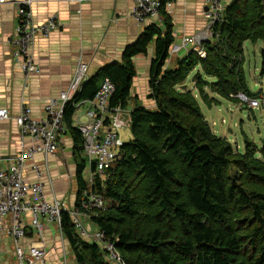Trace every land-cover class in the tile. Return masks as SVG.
I'll use <instances>...</instances> for the list:
<instances>
[{
	"label": "trees",
	"instance_id": "trees-1",
	"mask_svg": "<svg viewBox=\"0 0 264 264\" xmlns=\"http://www.w3.org/2000/svg\"><path fill=\"white\" fill-rule=\"evenodd\" d=\"M161 14L162 26H148L125 50L122 62L90 76L66 107L78 165L77 210L86 193L104 197L106 208L94 223L115 242L126 264H264V159L257 157L249 139L239 152L216 135L198 98L183 88L199 68L195 86L210 108L219 101L209 92L235 103H241L239 94L257 99L247 85L243 46L247 41L264 43V2L233 0L224 22L214 28L218 40L206 44V57L191 52L174 68H166L174 25L164 7ZM152 45L156 55L149 97L156 109L131 112L133 140L124 145L108 179L91 186L83 176L87 161L73 105L94 100L110 79L115 85L111 106L127 109L136 77L134 58L147 55ZM261 53L264 72V48ZM62 221L78 264H110L99 245L78 235L69 214L63 213Z\"/></svg>",
	"mask_w": 264,
	"mask_h": 264
},
{
	"label": "crops",
	"instance_id": "crops-1",
	"mask_svg": "<svg viewBox=\"0 0 264 264\" xmlns=\"http://www.w3.org/2000/svg\"><path fill=\"white\" fill-rule=\"evenodd\" d=\"M17 1L24 0L0 3V109L9 112V118L0 121V167L8 166L9 158L15 160L34 145L30 137L22 139L17 123L23 101L30 106L35 118H45V104L69 88L79 60L89 64L92 77L105 66L122 62L125 50L140 39L146 28L150 25L162 26L164 20L163 17V20L155 18L139 24L133 17L135 0H32L31 10L37 25L56 16L60 26L49 38H41L36 43L34 57L40 71L26 78L21 65L14 59V48L7 43L18 30V10L13 4ZM160 1L174 25L175 43L172 46L180 45L184 38L194 36L207 27L208 6L204 0ZM232 1L226 0L227 4ZM186 54L183 48L176 54H170L166 68H174L177 60ZM155 55V46L152 45L147 55L134 58L136 77L125 109L126 118L137 108L156 109V102L149 97ZM91 101H82L83 105L75 110L74 126L76 115L85 120ZM74 150L73 137L68 133L62 138L57 153L50 156L47 162L41 154L35 157L43 172L41 179L31 163L25 170L29 183L41 181L44 184L48 201L60 200L70 209H78L79 204L78 165ZM83 155L87 161L83 174L87 182L85 172L91 169L87 157ZM31 200L34 201L32 196ZM29 218L28 236L23 245H41L43 242L47 249V264H68L69 254L75 259L68 240L65 235L61 236L57 225L47 224L43 237H38L29 224ZM86 224L91 230L97 228L95 224ZM1 246L2 264H18L12 239L4 237ZM105 259L108 262L106 256Z\"/></svg>",
	"mask_w": 264,
	"mask_h": 264
},
{
	"label": "built area",
	"instance_id": "built-area-1",
	"mask_svg": "<svg viewBox=\"0 0 264 264\" xmlns=\"http://www.w3.org/2000/svg\"><path fill=\"white\" fill-rule=\"evenodd\" d=\"M204 1L208 6L207 27L194 36L184 38L180 45L171 46V55L183 48L187 54L195 52L205 58L206 44L218 40L219 35L214 28L224 22L228 4L226 0ZM4 2L5 0H0V3ZM13 4H16L18 10V30L7 43L14 48V59L21 65L26 78H29L40 71L34 57L36 43L41 38H49L60 24L58 18L52 16L43 24L37 25L31 10L32 0L17 1ZM161 9L160 0H135L133 17L139 24L155 18L161 20ZM89 78V64L79 60L69 88L45 104V118H35L30 106L23 101L17 123L22 139L30 137L34 145L24 150L15 160L9 158L8 166L0 167V264L3 263L1 245L4 237L12 239L18 264H47V249L43 242L41 245H23L28 236L27 219L30 216L29 224L38 237H43L47 224L57 225L63 237V213L70 215L81 238L102 248L110 264H126L115 242L108 238L105 230L98 227L91 230L87 227L86 222L95 224L94 218H97L99 211L106 208L103 196L86 193L80 209H70L60 200L48 201L41 181L29 183L25 178V170L30 163L37 177L42 178L43 172L40 164L35 162V157L41 154L47 162L50 156L57 153L62 138L68 134L65 123L66 107ZM114 92L113 82L105 79L91 101V108L87 111L85 120L79 115L75 116V127L83 137L84 154L91 169L87 179L91 186L97 183V179L104 180L115 162L123 157V147L126 143L122 141L120 131L130 125L131 119L130 116L126 118V111L121 107L111 106ZM236 97L252 108L260 106L258 99L249 98L244 94ZM82 105L83 102H80L73 106L78 110ZM8 118V110L0 109V121Z\"/></svg>",
	"mask_w": 264,
	"mask_h": 264
},
{
	"label": "rangeland",
	"instance_id": "rangeland-1",
	"mask_svg": "<svg viewBox=\"0 0 264 264\" xmlns=\"http://www.w3.org/2000/svg\"><path fill=\"white\" fill-rule=\"evenodd\" d=\"M264 43L258 41L244 43V71L247 85L254 97L260 102L259 107L252 108L248 103H235L224 99L216 94L210 93V97L216 98L219 103L210 108L200 97L194 81L199 68L195 69L188 77L185 86L198 98L202 112L209 122L213 131L219 137L227 139L239 152L246 150V138L254 143L257 157L264 159V72L262 49ZM210 82L214 78L206 77ZM83 110V109H82ZM121 139L124 143H129L133 137L130 127L120 131ZM89 170L85 176L88 177ZM106 179H108L106 177ZM56 225L53 224V227ZM16 257V256H15ZM68 264H77L73 255H68Z\"/></svg>",
	"mask_w": 264,
	"mask_h": 264
},
{
	"label": "water",
	"instance_id": "water-1",
	"mask_svg": "<svg viewBox=\"0 0 264 264\" xmlns=\"http://www.w3.org/2000/svg\"><path fill=\"white\" fill-rule=\"evenodd\" d=\"M183 88L186 89V86H184Z\"/></svg>",
	"mask_w": 264,
	"mask_h": 264
}]
</instances>
